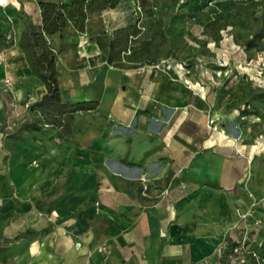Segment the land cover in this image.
<instances>
[{
	"label": "crops",
	"instance_id": "crops-1",
	"mask_svg": "<svg viewBox=\"0 0 264 264\" xmlns=\"http://www.w3.org/2000/svg\"><path fill=\"white\" fill-rule=\"evenodd\" d=\"M50 40L59 48L60 33ZM108 47L91 36L81 49L71 36L57 55L63 100H99L96 108L77 110L66 133L64 124L44 120L55 163L72 148L80 177L60 195V209L67 214L74 204L76 218L60 235L59 264H230L245 238L264 255V196L260 201L245 182L249 153L235 144L229 151L220 144L202 150L190 92L166 86L146 68L103 69ZM77 59L95 66L79 76ZM11 60L38 88L27 104L41 99L47 86L25 52Z\"/></svg>",
	"mask_w": 264,
	"mask_h": 264
},
{
	"label": "rangeland",
	"instance_id": "rangeland-1",
	"mask_svg": "<svg viewBox=\"0 0 264 264\" xmlns=\"http://www.w3.org/2000/svg\"><path fill=\"white\" fill-rule=\"evenodd\" d=\"M150 2L148 7L141 0H122L102 11L106 32L94 37L103 38L109 50L118 28L136 25L137 30L121 59L108 60L103 69L146 68L166 86L173 82L179 92L188 90L190 119L194 118L195 132L204 139L201 149H210L209 144H220L228 151L234 144L242 146L251 158L245 182L252 183L261 201L264 0ZM29 19L40 23L39 0H0V264H59L60 235L65 223L69 226L76 218L74 204L67 214L60 209V195L73 191L80 177L72 148L64 150L60 165L58 160L55 163L53 150L47 146L42 109L32 106L37 101L27 104L38 88L17 74L11 60L21 49L18 42ZM158 21L166 30L167 40L161 44L159 37H153ZM83 35L91 37L89 32L73 35L81 49L86 45L81 44ZM250 39L257 44L251 52ZM48 40L52 43L50 36ZM94 66L90 60L77 59L76 73L81 76ZM151 106L145 108L146 113ZM74 114L68 128L63 126L65 133ZM229 262L239 264L235 258Z\"/></svg>",
	"mask_w": 264,
	"mask_h": 264
},
{
	"label": "trees",
	"instance_id": "trees-1",
	"mask_svg": "<svg viewBox=\"0 0 264 264\" xmlns=\"http://www.w3.org/2000/svg\"><path fill=\"white\" fill-rule=\"evenodd\" d=\"M122 0H39L41 21L35 24L32 20L26 22L18 45L25 52L33 72L47 86V92L34 103L33 107L42 109L45 120H52L69 126V118L75 111L86 108H96L98 99L66 102L62 98L57 55L64 50L69 38L78 33L89 32L91 36L105 33L106 26L102 23L101 13L106 8H115ZM143 6H151L150 0H141ZM152 13V12H151ZM153 37L166 39V30L161 21ZM59 32L62 42L56 48L48 36ZM136 25L118 28L117 35L110 40L109 62L121 59V53L127 50L132 35H136ZM145 44H151L146 41ZM253 40L248 41L251 52L256 46ZM48 107L45 109L43 107Z\"/></svg>",
	"mask_w": 264,
	"mask_h": 264
},
{
	"label": "built area",
	"instance_id": "built-area-1",
	"mask_svg": "<svg viewBox=\"0 0 264 264\" xmlns=\"http://www.w3.org/2000/svg\"><path fill=\"white\" fill-rule=\"evenodd\" d=\"M90 41V37L87 35L81 36V44L85 45ZM233 253L235 254V258L238 260L244 258H250L258 263L264 260V255L260 251V249L253 245L252 241L248 238H245L242 242L238 243L233 248Z\"/></svg>",
	"mask_w": 264,
	"mask_h": 264
},
{
	"label": "water",
	"instance_id": "water-1",
	"mask_svg": "<svg viewBox=\"0 0 264 264\" xmlns=\"http://www.w3.org/2000/svg\"><path fill=\"white\" fill-rule=\"evenodd\" d=\"M92 39H93V37H92Z\"/></svg>",
	"mask_w": 264,
	"mask_h": 264
}]
</instances>
